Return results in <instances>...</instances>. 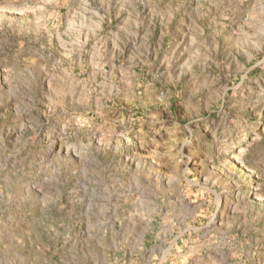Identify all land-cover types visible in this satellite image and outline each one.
<instances>
[{
    "label": "rangeland",
    "instance_id": "obj_1",
    "mask_svg": "<svg viewBox=\"0 0 264 264\" xmlns=\"http://www.w3.org/2000/svg\"><path fill=\"white\" fill-rule=\"evenodd\" d=\"M0 264H264V0H0Z\"/></svg>",
    "mask_w": 264,
    "mask_h": 264
}]
</instances>
